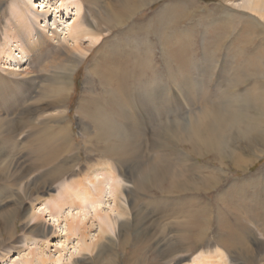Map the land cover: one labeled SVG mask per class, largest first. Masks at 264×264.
Wrapping results in <instances>:
<instances>
[{
	"label": "rangeland",
	"instance_id": "rangeland-1",
	"mask_svg": "<svg viewBox=\"0 0 264 264\" xmlns=\"http://www.w3.org/2000/svg\"><path fill=\"white\" fill-rule=\"evenodd\" d=\"M37 1L36 7L31 2L29 5L42 12V6L53 0ZM77 1L81 2L80 16H87L95 24L110 25L114 19L112 13L123 0ZM169 1L178 2L174 6L180 11V21L172 26L171 32L165 29L168 34L162 36L169 14V9L164 12L163 8ZM245 1L153 0L141 6L130 20L103 33L107 37V51L102 66L107 69L119 64L117 79L122 82L121 95L117 94L118 83L114 79L111 81L113 76L106 74L104 83L102 70L94 75L89 71L100 59L84 58L74 68L67 97L59 103V92L56 93L54 87L56 69L41 67L48 64L47 57L31 66L34 72L24 74H19L24 72V66H19L17 59L5 65L0 57V99L3 101H0V188L4 191L0 190V213L13 209L17 195L22 194L19 216L6 218L7 224L0 230V264H20L34 249L33 254L39 253L46 258L45 263L35 261L34 264H52L53 258L59 259L55 264L77 261L82 264H196L205 257L210 258L207 264H264V146L260 147L252 136L242 134L245 126L264 109V35L259 29L254 31L255 23L246 14L264 23V12L243 10ZM11 2L0 0V42L10 21L16 24ZM218 7L229 8L231 14L240 17L230 19L227 24ZM70 10L66 15L60 12L61 25L76 19L75 7ZM38 23L44 24V21L40 18ZM154 25L163 28L156 32L145 29L151 26L152 31ZM229 25L233 27L232 32ZM244 35L250 38L251 45H246ZM13 42L10 33L4 44ZM179 51L182 62L179 59L177 64L170 63L171 71H165L167 64H163V59H174ZM107 57L112 58L108 59L111 64ZM149 85L158 88V91L152 88L155 97L146 93ZM164 85L170 91L165 90ZM9 94L15 98L8 97ZM125 98L131 102L125 103ZM79 105L84 106L80 111L86 109L85 106L93 107L91 118L100 115L109 128L106 131V144L109 145L106 164L109 160L116 167L118 181L123 187L119 203L126 210L120 215L118 210L110 212L117 218L116 223L112 228L105 227L107 232L100 233L96 218L94 223L88 222L91 209L87 207L89 212L83 226L92 224L86 229V241L91 245L95 242L90 251L78 249L85 238L67 226L70 216L82 218L84 212L79 213L80 208L72 206L58 210L51 200L58 195L63 181L73 182L76 178L82 181L79 178L101 159V154L94 150L95 144L88 142L95 129L92 120L77 112ZM214 111L228 115L226 122L209 121L203 129L202 134L213 141L214 150L190 152L191 122L203 112ZM61 112L65 113L64 117ZM131 115L136 117L135 127ZM63 118L68 119L76 147L65 148L45 166H37L33 152L35 141L44 131L47 137L51 132L56 134L58 125L66 123ZM166 120L172 122L171 128L166 127ZM258 138L261 141L264 137ZM120 144L122 149L118 147ZM49 147L47 145V149ZM197 148L200 150V146ZM236 156L243 158L241 163L248 161L246 166L234 164ZM155 163L165 165L164 169L153 170ZM60 165L62 167L56 170ZM174 181H178L179 186L167 194V188L170 189ZM26 183L32 190L27 198L22 193ZM109 186L105 187L103 210L113 206ZM205 187L206 190L202 189ZM40 196L42 200L36 201ZM32 210L39 212L38 220H29ZM36 222L45 227V233L38 229L40 226H34ZM195 235L201 241L195 240V246L188 249ZM83 259L85 261H81Z\"/></svg>",
	"mask_w": 264,
	"mask_h": 264
},
{
	"label": "bare ground",
	"instance_id": "bare-ground-1",
	"mask_svg": "<svg viewBox=\"0 0 264 264\" xmlns=\"http://www.w3.org/2000/svg\"><path fill=\"white\" fill-rule=\"evenodd\" d=\"M36 1L37 0H28V2H27V0H12L11 4H12V7L14 6L13 12H14V20H16L15 21L16 24L13 25V22H12L13 20H11L10 21V24L7 25L6 28H4V30H5L4 33L5 34L3 35V41L0 42L1 43L0 57L3 60V64H5V65L6 64L7 65L9 64L10 65L11 59H17V63H19V66H22V65L24 66L23 67L24 69L22 70L24 72H20L19 74H24V73H29V72H32L33 70H35V69H32L33 67H31V66H33L34 63H37L38 64L41 61V59L43 60V58H46L47 57L49 59L48 64H46V63L45 64H42L41 67H44L45 68L46 66H49L51 69H56V71L54 72V77L56 78V81L57 82H56V86H54V87H55V90H56L55 92L56 93L59 92L58 93L59 94L58 95L59 99H58L57 102H59V103L61 102L62 103L64 101V98L67 97L68 90L70 89L69 88V83H70L69 80H70L71 72L74 70V68L84 58H87L88 59V58H91L92 57V59L93 60L96 59V61L98 59H100V62L98 61L99 64L95 62V65L89 71L91 72V74L94 75V74H97L99 72V70L100 71L102 70L101 71V74L103 75L102 76V79H103L102 82H104V83H106V77H107L106 74L113 76L114 78L110 77V78H112L111 81H113V79H114L118 83V86L119 87H118V90H117V94H120V91H121V85L120 84L122 82H121L120 79H117V77H118L117 74L120 72V69H121L118 66L119 64L118 65H115L114 67L110 66L107 69H106V66L105 67L102 66V63L104 61L103 59L106 60V51H107L106 50L107 49L106 48V38L107 37L104 36V34L106 32L108 33L114 27L120 26L119 24H121V23L123 24V22H125L127 20H130L131 17L136 13V11L139 10V8L141 6H144L145 4H148V3H150L153 0H123L118 5V8L115 9V12L112 13V16H113L114 19L112 20V23L110 25H100L99 23L95 24V23L90 22L87 16H80L79 15V13H80L79 10L81 9V5H80L81 2H78L77 0H53L50 3L48 2L49 4H45V5L43 4L44 6H42V9H41L42 12H39L37 9H31L32 6H30L29 3L30 2L31 3H34V4H31V5L35 6V5H38V4H36ZM39 1L42 2L44 0H39ZM177 3H178L177 1H173V2L169 1V2H167L164 5V8H163L164 12H166L169 9V14L166 17V20L168 22V25H163L164 28L161 26L163 28L162 29V32H161L162 36L168 34V33H166L164 31L165 29H167V30H169L171 32L172 26L174 24L178 25V23L180 21V17H179L180 11H177V9L174 6ZM72 6L75 7V10H76V12H75L76 13V19L74 21H72L68 25H65V26L61 25V21H62L63 16L61 17L60 12L63 11V12H65L64 13L65 15H66V13L68 14L69 11H71L70 9L73 8ZM241 8H243V10L248 9L250 11H253V13H255L254 11H256V10L257 11H260V10L262 11L263 10V12H264V0H247L246 5L244 4ZM218 9H220V8L218 7ZM228 9L227 10H224V8H223V10L220 9V12H221V15L223 14L224 15V18H225L224 19L222 17V19L227 24H230V19H237V17H240V16L238 14H236V15L235 14H231V12H229ZM244 14H246V13H244ZM52 15H54V16H52ZM157 15L160 16V14H157ZM246 15L251 19V21H253L255 23L256 28H254V31H257L259 29V31L261 32V34L264 35V23L260 22L258 19H256L252 15H248V14H246ZM262 17H264V16L262 15ZM40 18H41V20L44 21V24L38 23V20ZM156 26L157 25H154V28H153L152 31H151V28H152L151 26H147V28H145V29L148 30V31H150V32H156L157 30H159L161 28V27L156 28ZM228 28L231 31V29L233 27L229 25ZM173 30H174V28H173ZM127 31L129 32L130 29L127 30ZM128 32H125V33H128ZM10 33H12V36L14 38V42H13V44L5 45L4 42L7 41L8 35H10ZM61 33H63L62 34L63 35L62 37H60V34ZM121 34H122V31H121ZM226 35H228V34H226ZM167 38H168V36H167ZM244 39L246 41V45H251L252 44V41L250 40L249 37L246 38V36L244 35ZM244 39H243V41H244ZM233 43H235V42H233ZM108 44H109V42H108ZM130 45L133 46L132 43ZM219 45H220V43H219ZM226 46H228V45L226 44ZM17 50H18V52L16 53ZM214 52H215V50H214ZM212 54H215V53H212ZM176 55L177 56L174 59L173 58L172 59L171 58L163 59V64L164 65L167 64V66L165 67L167 70L165 69V71H169L170 70V65H171L170 63L177 64L176 61L179 60L180 57H182L180 51L177 52ZM185 55H186V53H185ZM186 57L188 58V56H186ZM108 59H112V58L111 57H107V60ZM181 60H183V59L181 58L180 61ZM109 63H110V61H109ZM184 67H186V66L184 65ZM185 69L187 70V68H185ZM185 69H183V70L185 71ZM163 71H164V69H163ZM163 71H162V73H163ZM175 72H177V71H175ZM158 73H161V72H158ZM185 73H187V72H185ZM148 75H149V73H148ZM172 75L175 76L174 73ZM172 75H170V76H172ZM99 76H100V74H99ZM155 76H156V74H155ZM164 76H162V77H164ZM128 77H129V73H128ZM145 84H147V83H145ZM0 85H1V81H0ZM152 88H155L158 91V88L152 85L149 88H146V93L149 96L152 95V96L155 97V95L153 94ZM186 88H187V85H186ZM1 89H3V85L1 86ZM190 89H191V87H190ZM256 89H259V91H260V87L258 85H257ZM165 90L170 91V89L168 88V86H165ZM3 91H4V89H3ZM6 91H7V89H6ZM18 91H19V88H18ZM0 93H1V91H0ZM130 93H131V91H130ZM132 93H133V91H132ZM176 93H177V91H176ZM4 97H5V95H4ZM8 97H13V96H11L9 94ZM8 97H6V98H8ZM13 98H15V97H13ZM187 98H186V100H187ZM127 100L125 98V103H128L129 104V102H131V100H128L129 102H127ZM0 101H1V99H0ZM1 102H3V101H1ZM57 102H55V103H57ZM140 102L141 101H139V103ZM82 106L83 105H79L77 107V112L78 113L80 112V114H83V117L90 118L92 120V124H93V126L95 128L93 130L94 134H93V136H91L92 133L90 134V139L88 140V142L90 144L91 143H94L95 144L94 146H96V147H95L94 150H96L97 153H100L101 154V156H99V157L102 160L101 159H98L97 162H96L97 166H95L94 168H91L90 170H88V172L85 173V176H83V178H81V177L79 178L80 180L82 179V181H79L77 178L73 182L63 181L60 184L61 189H60V191H58L59 192L58 195L53 196L51 198V200L55 203V206H56V208L58 210H61V209H63L66 206H72V207L80 208L78 210L79 213L80 212H84V214H83L84 216L82 218L79 217V216H77V217L76 216H73V215L70 216L71 217L69 219L70 222L67 223V226H69L68 229L70 231H72L74 233H79L80 236H82V239L85 238L84 243L83 244H80V247L78 248L79 250L85 251V250H89V249L93 248V246L95 245V242H92V245H91L89 242L86 241V237L88 235L86 233V229L88 228L89 225L91 226V224L94 223V219L96 218L99 221L100 233H103V232L106 231L105 230V227L107 229V227H111L114 223H116L117 218L114 217V216H112L111 213L113 211H115V210L116 211L118 210L117 214L120 215V214H124L126 212V210L119 203V201L121 200L120 197L123 194V187H122V185H120V183L118 181L119 175L116 172V167H115L114 163L112 161H109V160H107V164H106V154H109V151H108L109 145L106 144V136L108 135L106 133V131H108L109 128L107 126H105V123H103L102 120H101V118H99L100 115H97L96 117H93V119L91 118V115L93 113L92 112V108L93 107H91V106H85L86 109H84L83 111L81 109V111H80V108ZM233 106H235V105H233ZM145 107H146V105H145ZM129 108H131V106H129ZM179 109H180V107H179ZM121 110H122V108H121ZM151 111L155 112L154 110H151ZM214 112H206V113L203 112L201 114L200 118L195 119L194 121L191 122L192 133H191V137L189 136V138H188L190 152H193V153L199 152L200 153V151L205 152V151L214 150L215 147L213 145V141L210 140L211 139L210 137H209L210 138L209 139V138L205 137L204 134H202L203 133V129L206 127V125L209 123V121H213V122H218L219 121L220 123H224V122H226L228 120V115L227 114H223V113L219 114L216 111H214ZM160 113H163V112H160ZM63 114L65 115V113H63ZM99 114H101V113H99ZM61 115H62V112H61ZM61 115H60V117H62V116L64 117V115H62V116ZM66 116H68V114H66ZM66 116H65V118H67ZM81 117H82V115H81ZM65 118H63V121L65 120ZM162 118H164V117H162ZM123 120H124V118H123ZM130 120L133 123V127H135V125H136V117L134 115H131L130 116ZM242 120H243V118H242ZM65 121H66V123H64L63 125H58V130H57L56 134H53L51 132L50 134H48V137H47L44 134V132H46V131H44L42 133V135L40 136V138H38L35 141V148H34L35 150L33 152L35 153V157H36L35 161H36V165L37 166H39V165L42 166V167L45 166L46 163L50 162L53 159V156L54 155L55 156H57V154L60 155L61 152H63L65 150V148H67L68 150H70V149H73V147H76V144L74 143V141L72 140V137H71L72 136L71 135V128H70V124L68 122V119L65 120ZM166 122H167V120H166ZM169 122H171V121H169ZM61 123H62V121H61ZM118 124H119V122H118ZM166 124H167L166 127L171 128L172 122L171 123H168L167 122ZM213 130L214 129H212V131ZM171 132H173V131H171ZM186 132H188V131H186ZM209 132H210V130H209ZM242 132H243L242 134H245V135H248V136L250 135V138L252 136L254 138L253 140H256L260 147H263L264 146V140H263L264 138L261 139V141L258 138L260 135H261V137H264V109L263 110H260L258 112V116L254 117L253 118V121L251 122V124H247V126H245V128H244V130ZM211 134H213V133H211ZM206 135H208V134L206 133ZM130 136H131V134H130ZM167 138H168V140H170V138H171L170 133H168V137ZM92 139H94V140H92ZM241 139H243V138L241 137ZM82 141H83V139H82ZM84 141H85V143L87 142V140H84ZM262 141H263V143H262ZM122 144H120V146H118L119 149H122L121 147L123 145H125V144H123V145ZM47 145L48 146H51V147H49L47 149ZM199 146H200V150H198V148H197ZM218 149H217V152H218L219 155H221L222 154V151L220 149L219 150ZM259 149L260 148H258L256 150H259ZM260 152H262V151H260ZM45 153H46V155H45ZM118 155H120V154H118ZM7 156L10 157L9 154H7ZM235 158L236 159L234 161V164H236L237 166H239L241 164H243V165L246 166V164H247L248 161L245 160L243 163H241V161H242L243 158H239L237 156ZM254 158L256 159V157H254ZM7 160H9V159H7ZM248 160H249V162H252V160H250V159H248ZM189 163H191V162H189ZM190 165H192V164H189V166ZM61 167H62V165H60V167L56 168V170H59ZM164 167H165V165L159 164V163H155V164L152 165V168L155 171H162V169H164ZM4 170L6 171V169H4ZM52 173L53 174H57V173L59 174V171H53ZM0 174H1V172H0ZM201 180H203V179H201ZM177 182L178 181H174L175 184L171 185L170 186L171 187L170 189L167 188V190H166V193L167 194H171L172 193V190L174 188H176V187L179 186L178 185L179 183H177ZM106 184H109L110 185L109 186V190L112 192V200H111V202L113 203V206L112 207L110 206V210H103V206H102L104 204V196L106 194V192H105V190H106V188H105L106 187ZM206 184H208V183H206ZM2 185L4 186V184H2ZM208 185H210V184H208ZM202 189L206 190L207 188L205 187V188H202ZM0 190L3 191L2 188H0ZM31 191L32 190L29 189L27 183L22 188V193L24 194V196L26 198L30 196V193H28V192H31ZM24 196H23V198H24ZM41 200H42L41 199V196L36 199V201H39V202ZM14 202L15 203H14L13 209H11V210L10 209H6L5 210V213H0L1 221L3 220V222H4V223L2 222L3 224H1L0 230L2 228H4V225L7 224V221L5 220L6 218L11 217V216L12 217L19 216L20 211H21V205H22V194H20V195L18 194L17 195V199ZM87 207H89L91 209L90 212L87 209ZM80 210H82V211H80ZM88 212L91 215V218H88V222H89V220H91L92 223L90 222L87 227H84L83 226L85 224L84 217H85V215ZM50 214L53 217L52 213H50ZM76 214H77V212H76ZM28 216H29V220H33V221L36 220V219L38 220V218L41 217L40 214H39V212H37V210H32L31 212H29ZM64 216H65L66 219L68 218V216H66V215H64ZM1 221H0V223H1ZM34 226H40V224L38 222H36ZM38 229H40L43 233H45V227L40 226V227H38ZM38 229H36V230H38ZM32 230L33 229L31 228L30 231L32 232ZM9 236H11V235H8V237ZM198 237H199L198 235H195V236H192L191 237V240H193V243H190L187 246L188 249L191 248V247L193 248L195 246L196 243H194V241L195 240H200V238L197 239ZM111 241H112V239H111ZM34 250H31V255L30 256L29 255H26V254H28V253H26L25 254L26 257L21 260L22 262L20 264H34L35 261H40L42 263H45L46 262V258L44 256H42V255H39V253L38 254L37 253L36 254H33L32 251H34ZM213 252L216 255L219 256L218 257L219 259L222 258V256L220 257V254L217 253V250H214ZM213 254H208V256L209 255H213ZM212 257H214V255ZM209 259H210L209 257H208V259H206V257H205V258H203V260L202 259L199 260L200 262L198 261V263H196V264H207V260H209ZM58 261H59V259H56V258H53V259L50 260V262L52 264H55ZM81 261H85V259H83ZM110 261H112V260H110ZM74 264H82V263L77 261V263H74ZM184 264H192V263L189 262V263H184ZM208 264H210V263H208Z\"/></svg>",
	"mask_w": 264,
	"mask_h": 264
}]
</instances>
